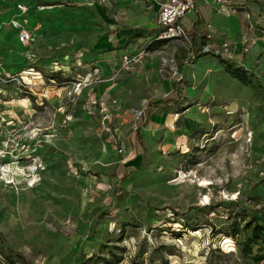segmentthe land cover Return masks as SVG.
<instances>
[{"label": "rangeland", "instance_id": "obj_1", "mask_svg": "<svg viewBox=\"0 0 264 264\" xmlns=\"http://www.w3.org/2000/svg\"><path fill=\"white\" fill-rule=\"evenodd\" d=\"M231 1L229 37L198 17L157 43L114 0H0L2 69L40 75L7 87L22 107L0 131V264H264V0ZM89 96L117 103L118 139Z\"/></svg>", "mask_w": 264, "mask_h": 264}, {"label": "built area", "instance_id": "obj_2", "mask_svg": "<svg viewBox=\"0 0 264 264\" xmlns=\"http://www.w3.org/2000/svg\"><path fill=\"white\" fill-rule=\"evenodd\" d=\"M200 5H216L215 8L217 11H227L230 9L233 10V6L238 5V3L231 0H163L159 3L156 15L154 17L156 26L158 28L154 39L188 41L189 34L186 28L183 26L182 18L189 12H197ZM18 10L20 14H25L26 12V8L23 4H18ZM11 23L12 26L17 30V42L20 45L25 46L32 38L31 31L26 26L20 24V22L12 21ZM206 27H210L209 23H206ZM223 46L226 47L225 49H227L226 43H224ZM145 55L146 50L143 49L140 51V53L134 55L133 58L132 56L128 58V56L125 55L122 57V59L124 63H130L132 60L136 63ZM79 57L80 56H76L75 59H73L69 55H65L61 59H52L50 62L51 66H49V72L52 76L49 77V80L54 82V79L52 78L58 73H61L63 77L68 78L64 73L62 67L63 63L67 64L68 60L77 61L80 59ZM36 75H39V73L33 67L22 69L19 73L6 74L2 69L0 62V131L3 132L7 129V127L13 125L17 120L13 107H22L21 103H19L20 100L11 95L14 92L7 89L8 85L16 80H21L20 86L22 87L25 85H36V79L38 78ZM76 75L78 76L71 77L73 80V91L67 92L68 95L72 97L79 96L83 87L87 83V79H83L81 77L78 78V73ZM25 77H28V81H26ZM23 90L26 91L25 89ZM82 106L88 110V112L93 113V115H97L102 131H110L112 138L118 139V128L113 117V111H115L117 107V103L114 100L108 102L106 99H102L100 97L89 96Z\"/></svg>", "mask_w": 264, "mask_h": 264}, {"label": "crops", "instance_id": "obj_3", "mask_svg": "<svg viewBox=\"0 0 264 264\" xmlns=\"http://www.w3.org/2000/svg\"><path fill=\"white\" fill-rule=\"evenodd\" d=\"M114 10L118 13V15H128V11H130L132 16L136 18L133 20V26L139 27L142 26L145 22L149 21L151 24L155 25L154 17L156 15L159 3L163 0H114ZM216 5L212 6H203L200 5L199 10L197 12H189L191 16L187 19L185 26H183L187 30H191L195 25L196 21H198V17L202 20V22H207L213 26V30L224 32L228 37L232 35L238 29V21L239 18L236 14L227 11H217ZM252 7V6H249ZM255 9V8H254ZM258 10V8H257ZM258 12V11H257ZM220 13V17H217V14ZM188 14V13H187ZM184 15V16H187ZM183 16V17H184ZM183 20V18H182ZM183 23V22H182ZM248 22L246 21V25ZM130 32V29H126V27H122L120 32L116 34V38L118 41H121L122 34H126ZM250 34L247 31V36ZM106 44H108V39L105 38ZM159 42H172V40H158ZM103 43V42H102ZM170 44V43H169ZM104 45V44H102ZM131 48V46H130Z\"/></svg>", "mask_w": 264, "mask_h": 264}, {"label": "trees", "instance_id": "obj_4", "mask_svg": "<svg viewBox=\"0 0 264 264\" xmlns=\"http://www.w3.org/2000/svg\"><path fill=\"white\" fill-rule=\"evenodd\" d=\"M234 77L241 80V81H244V77L242 75H240L238 72L234 74ZM159 102H162V100H159ZM136 131H137V133H139L138 127H136Z\"/></svg>", "mask_w": 264, "mask_h": 264}, {"label": "bare ground", "instance_id": "obj_5", "mask_svg": "<svg viewBox=\"0 0 264 264\" xmlns=\"http://www.w3.org/2000/svg\"><path fill=\"white\" fill-rule=\"evenodd\" d=\"M12 27H13V26H12ZM234 42H235V41H234ZM235 44H236V43H235ZM25 79L28 80V77H25ZM22 99H23V98H22ZM21 102H22V101H21ZM14 166H15L14 163H10V164H9L10 169H11V168H14ZM4 167H5V166H4ZM5 171H6V169H5V168H2V171H1V172L4 173ZM5 173H6V172H5ZM10 181H11V180H10Z\"/></svg>", "mask_w": 264, "mask_h": 264}]
</instances>
